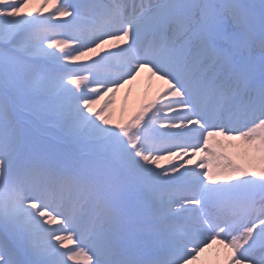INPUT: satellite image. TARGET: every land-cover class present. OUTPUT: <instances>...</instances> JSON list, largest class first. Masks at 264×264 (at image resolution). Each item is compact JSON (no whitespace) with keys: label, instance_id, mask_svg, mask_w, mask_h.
I'll list each match as a JSON object with an SVG mask.
<instances>
[{"label":"snow or ice","instance_id":"snow-or-ice-1","mask_svg":"<svg viewBox=\"0 0 264 264\" xmlns=\"http://www.w3.org/2000/svg\"><path fill=\"white\" fill-rule=\"evenodd\" d=\"M214 246L264 264V0H0V264Z\"/></svg>","mask_w":264,"mask_h":264},{"label":"bare ground","instance_id":"bare-ground-1","mask_svg":"<svg viewBox=\"0 0 264 264\" xmlns=\"http://www.w3.org/2000/svg\"><path fill=\"white\" fill-rule=\"evenodd\" d=\"M160 86L161 82L156 81L150 87L146 73L142 74L138 81L134 82L132 85H126L116 94V100H118L119 103L116 109L112 110V112H116L115 117H113L114 121L119 122L117 119L118 116L123 120H127L133 113L140 111L147 103L151 102L156 97ZM107 99L108 97H105L102 106ZM125 109H127V111H125ZM196 162L198 161H194L193 163L195 164ZM217 258V248L214 246L212 249L203 253L200 259L202 264H214Z\"/></svg>","mask_w":264,"mask_h":264},{"label":"rangeland","instance_id":"rangeland-1","mask_svg":"<svg viewBox=\"0 0 264 264\" xmlns=\"http://www.w3.org/2000/svg\"><path fill=\"white\" fill-rule=\"evenodd\" d=\"M35 7H37V5H34V6H33V11L35 10ZM102 103H103V100L100 102V104L97 106V108H100V107H102ZM118 103H119V101L115 99V106H114V108H112V109H111V111L116 109V107H117ZM113 114H114V116H113V117H115V115H116V112L114 111V112H113ZM117 119H118V121H120L122 118H120V117L118 116V118H117ZM201 264H202V263H201Z\"/></svg>","mask_w":264,"mask_h":264}]
</instances>
